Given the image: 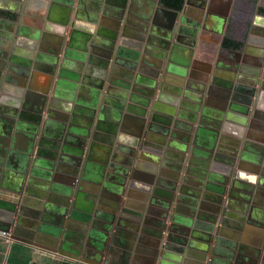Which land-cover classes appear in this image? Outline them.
I'll use <instances>...</instances> for the list:
<instances>
[{"label": "crops", "instance_id": "0c3cea01", "mask_svg": "<svg viewBox=\"0 0 264 264\" xmlns=\"http://www.w3.org/2000/svg\"><path fill=\"white\" fill-rule=\"evenodd\" d=\"M186 3L175 19L160 0H0V211L14 206L18 218L24 197L44 203L23 215L31 241L0 229V264H159L154 251L169 245L162 264H264V5ZM168 24L166 57L148 40L161 42ZM155 81L145 146L141 100ZM235 99L245 111L229 109L224 123L242 135V158L230 166L217 160L214 130ZM218 208L214 230L199 214Z\"/></svg>", "mask_w": 264, "mask_h": 264}, {"label": "water", "instance_id": "95a60500", "mask_svg": "<svg viewBox=\"0 0 264 264\" xmlns=\"http://www.w3.org/2000/svg\"><path fill=\"white\" fill-rule=\"evenodd\" d=\"M186 8H187V3L185 4V7H184V9L182 11L166 8L164 6H163L162 9L165 10L166 14H169V15L173 16L176 19L180 13H183L185 11ZM173 23H175L174 19H173ZM174 25L175 24H173V25L168 24V25L165 26L166 30L163 33L159 32V36L163 37V39H161V42H159L160 41V37H159V39H153V40L152 39L150 40V38H149V40H148L149 43H154V44H158V45H164V47H166L167 51L158 52V55H160L159 53H161V54H163L161 56L168 57L167 55H168L169 49L171 48L170 47L171 41L173 39H175V37H176V34H175L176 27ZM156 32H157V30H156ZM118 34L120 35V33L112 35V38L113 39H117ZM122 34L126 35L127 33L124 32ZM140 39H141V41H143V39L145 40V37L141 36ZM157 42H159V43H157ZM141 45H142V43H141ZM141 48H142V46H141ZM58 68H59V58L57 56H53L51 58L50 67L48 68V70L51 71L50 73L55 75L57 70H58ZM168 70H170V71H178V69L176 67H172V66L171 67L169 66ZM185 73H186V71H185ZM130 74L132 75V77L135 76V74L133 72V69L131 70ZM166 75H171V74L169 72H166ZM140 81H141V79H140ZM152 84L153 85L150 84L151 88L148 89V92H149L148 97H149V99L141 100L142 101L141 104L144 105V108H142L141 111H140L141 115L143 116V118L139 120L140 121V125H139V128H138L139 130H138V133L136 134V140H138V142H137L138 144L139 143L143 144V138L146 139L145 142H144L145 146L147 145L146 141H151L152 140L151 136H149V135L145 136V131H144V128H145V125H146V119L148 117V109L150 110L151 108L155 107L154 106V100L150 99V97L151 98L155 97V95L157 93V88H158V82L155 81V82H152ZM197 94L198 95L190 94V93L188 94L187 93L186 97H189L191 99H196L199 102H203L202 100L205 97L204 93H203V95H202V93L201 94L197 93ZM237 102L238 101L235 99V101H233L231 104H229V105L226 104L225 107L223 108V111H220L219 123L217 124V128L214 130L215 131L214 139H215V144H216L214 146V152H215V155L217 157V160H219L221 162H224V163H227L230 166H233V165L237 164L238 161L239 160L241 161V158H242V155H241V146H242V143H243V139H241L242 135H240V136L238 135L237 136L238 133H235L231 129V125L224 123V121L226 119L232 118L230 114L235 112L236 110L237 111L238 110L245 111V109H239V107H235V105H237ZM98 104H99L98 97H96L95 101H93V110H91L90 113L88 112L89 114H91L92 117L95 116V113H96L95 109L98 107ZM229 109H231L232 112L229 114V116L226 117V113L229 111ZM176 135L177 134H175V136ZM188 139L189 138H187V140ZM249 146H250V143L247 142L245 144V149H247ZM184 149H185V152H186L187 149L186 148H184ZM74 153L75 154H79L80 153V149H78V147L74 148ZM180 157H181V160L186 162L187 159L185 158L186 157L185 154H181ZM230 170H231V168H229V172H230ZM128 171H129V168L127 170H124V174L125 175L121 177L122 178V181H121L122 184L119 186V191H118L120 195H122L124 193V190H125L124 187L126 185L125 182L127 180V175L129 173ZM74 173L77 174V172H74ZM226 182H227V179L224 178L223 179V183H226ZM29 184H32V183H29ZM70 186H72V183H71ZM45 189H49L47 184L45 185ZM52 191H57V192L62 193L61 191H63V190L59 191L56 188V186H54L52 188ZM217 191L219 193L214 194L213 197H215V200H217L219 202V204H222L224 202V198H223L224 197V193H225L224 187L220 186L217 189ZM26 193H27V195L28 194H32V191L30 190V188H28L26 190ZM45 193H46V191L42 190V193L39 194V197H42V198L45 199V197H46ZM69 193H71V190L69 191ZM172 195H174V191L170 193V196H172ZM50 199L52 200L53 198L51 197ZM42 202L43 201L34 200V199H32V198H30L28 196L24 197L23 200H22V206L20 207V214H18V218H17V209L14 206L10 207L11 210H12L11 213H7V212H3L2 213V211H0L1 219H2V216H3V218H5V220H6V222H4V224H2V226H0V229L2 231L1 234L6 236V237L15 238L17 240L22 239L25 242L31 241L30 239H32L34 232L22 227L23 222H24L23 215L26 214L27 212L32 211L30 209L31 208L30 206H34L35 208L36 207L37 208H41L42 206H44V203H42ZM219 210L220 209L218 208L217 213H214V214H211V215L208 214V213L200 212L199 217H200L201 220L208 219L209 221H211L213 223L212 228L214 230H216V229L218 230V228H216V225L221 221V211H219ZM228 215L230 216L231 213H229ZM115 216L116 215H113L111 218L108 217L109 220L112 223L114 222ZM123 216H125V215L123 214ZM234 216L235 217H239L240 215H234ZM92 218H93V216L91 214L85 215V222L88 225L91 224ZM192 223H193V220H189L188 224L191 225ZM118 224L120 225V222ZM200 225H201V223H200ZM108 229L110 230L111 226H109ZM184 232L190 234L191 231H189V229H188L187 232H186V230ZM37 235H41V237H42V234H40V233L37 234ZM55 236L57 238H49V237H47V239L54 245H56L58 242H60V231L58 233H56ZM170 240L175 241V239H172V237L169 238V241ZM183 243H184V241H183ZM219 244H224V240L223 239L220 240ZM158 245H159V243H158ZM228 246L230 247V243L228 244ZM163 249L166 250L165 253H162L159 249L154 251L155 259H156V261H158L159 264L163 263V262H161V258L168 257L170 255L167 251L171 250L172 247L169 245V246L163 247Z\"/></svg>", "mask_w": 264, "mask_h": 264}, {"label": "trees", "instance_id": "16d2710c", "mask_svg": "<svg viewBox=\"0 0 264 264\" xmlns=\"http://www.w3.org/2000/svg\"><path fill=\"white\" fill-rule=\"evenodd\" d=\"M187 0H160V4H162L166 8L174 9L181 11L184 9L185 4ZM262 12L264 13V9H262ZM227 46H239L240 43L228 38L226 41Z\"/></svg>", "mask_w": 264, "mask_h": 264}, {"label": "rangeland", "instance_id": "374dc122", "mask_svg": "<svg viewBox=\"0 0 264 264\" xmlns=\"http://www.w3.org/2000/svg\"><path fill=\"white\" fill-rule=\"evenodd\" d=\"M247 4L255 10L259 5H264V0H247Z\"/></svg>", "mask_w": 264, "mask_h": 264}, {"label": "flooded vegetation", "instance_id": "af4514ba", "mask_svg": "<svg viewBox=\"0 0 264 264\" xmlns=\"http://www.w3.org/2000/svg\"><path fill=\"white\" fill-rule=\"evenodd\" d=\"M170 19V18H169ZM199 103H202V102H199Z\"/></svg>", "mask_w": 264, "mask_h": 264}]
</instances>
